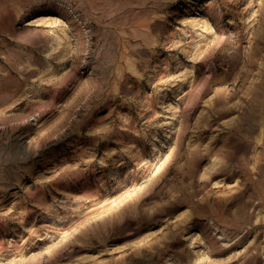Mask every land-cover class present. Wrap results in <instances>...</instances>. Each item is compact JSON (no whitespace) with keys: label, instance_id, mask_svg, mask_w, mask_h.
Returning <instances> with one entry per match:
<instances>
[{"label":"rangeland","instance_id":"1","mask_svg":"<svg viewBox=\"0 0 264 264\" xmlns=\"http://www.w3.org/2000/svg\"><path fill=\"white\" fill-rule=\"evenodd\" d=\"M0 264H264V0H0Z\"/></svg>","mask_w":264,"mask_h":264}]
</instances>
